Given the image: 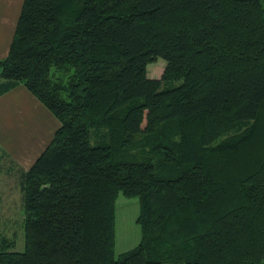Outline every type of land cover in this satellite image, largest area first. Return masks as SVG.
I'll use <instances>...</instances> for the list:
<instances>
[{"label": "trees", "instance_id": "16d2710c", "mask_svg": "<svg viewBox=\"0 0 264 264\" xmlns=\"http://www.w3.org/2000/svg\"><path fill=\"white\" fill-rule=\"evenodd\" d=\"M20 84L59 126L0 264H264V0H24ZM121 193L142 235L117 254Z\"/></svg>", "mask_w": 264, "mask_h": 264}, {"label": "rangeland", "instance_id": "374dc122", "mask_svg": "<svg viewBox=\"0 0 264 264\" xmlns=\"http://www.w3.org/2000/svg\"><path fill=\"white\" fill-rule=\"evenodd\" d=\"M166 60L159 58L157 62L148 65V75L160 78L163 74ZM41 117V116H40ZM1 131V130H0ZM14 136H9V138ZM16 138V137H14ZM20 138V137H19ZM17 139V138H16ZM45 139L41 144L33 147L32 142L26 140V150L21 149L20 154L12 155L10 149L18 148L11 145L8 139L4 144L0 143V155L6 151L9 155H1L0 166V238L14 237L17 241V248H24L23 229L17 221L22 217V193L18 184L20 169L29 168L33 160L45 149ZM21 147V146H19ZM23 148V146H22ZM11 167V172L6 170ZM140 213V204L137 197H127L120 194L117 200L116 216V253L135 247L141 240L142 230L137 219ZM16 222V223H15ZM17 235V236H16ZM172 264V263H166Z\"/></svg>", "mask_w": 264, "mask_h": 264}, {"label": "crops", "instance_id": "0c3cea01", "mask_svg": "<svg viewBox=\"0 0 264 264\" xmlns=\"http://www.w3.org/2000/svg\"><path fill=\"white\" fill-rule=\"evenodd\" d=\"M23 2L0 0V60L8 55ZM58 126V119L23 84L0 95V143L9 139L12 146H17L10 149L13 156L26 150V140L33 147L45 139L47 146Z\"/></svg>", "mask_w": 264, "mask_h": 264}]
</instances>
